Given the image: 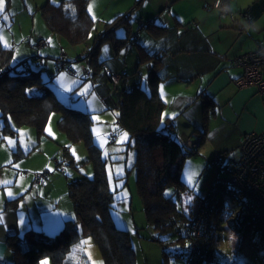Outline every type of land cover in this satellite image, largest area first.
I'll return each mask as SVG.
<instances>
[{
    "label": "trees",
    "instance_id": "trees-1",
    "mask_svg": "<svg viewBox=\"0 0 264 264\" xmlns=\"http://www.w3.org/2000/svg\"><path fill=\"white\" fill-rule=\"evenodd\" d=\"M88 4L89 0H61L57 3L47 1L42 5V12L53 33L72 45L85 44L77 56V59L84 58L88 62L86 69L89 74L83 73V78L91 80L107 108L118 110V122L133 138L132 145L136 149V182L148 225L158 234L175 230L179 235L176 241H167V244L160 236H154L163 246L162 264H173L172 254L183 257L184 264H219L215 256L217 241L214 238H217V222L225 212L237 213L234 225L238 232H241L246 224L249 227L258 225L261 245L264 246V222L245 211L243 204L232 193L233 185L228 180L230 176L215 178L222 179L216 184L220 186V191L214 200L207 204L216 189V186L210 184L198 211H187L185 206L180 207L178 203L182 193L191 190L182 178L185 159L189 154L197 152L199 144L188 147L174 134V123L168 116L164 118L166 101L161 95L160 83L170 77L169 68L180 66L175 57L174 62L171 55L176 56L199 47L197 40L193 38L197 34L186 30L179 31L176 26L165 24L158 18L139 19L153 40L149 44H143L139 33L133 32L131 28V16L135 10L132 9L115 14L105 22L104 29L96 32L88 43L87 40L95 28V20ZM174 36L177 37L174 44H169L168 40ZM107 42L113 45L115 53L130 44L137 48L138 66L146 64L149 68L145 85L139 82L131 84L129 75L132 73L116 72L108 67L109 58L103 55V46ZM13 53V47L4 45L0 39V109L3 112L4 132L13 133L18 130V125L30 124L42 133L51 112L59 111V128L67 134L70 142L85 141L90 152L87 160L93 161L95 171L93 175L83 174L69 180L68 193L76 218L67 216L60 230L47 233L41 229L28 228L22 234L14 232L8 235L7 244L12 251V262L9 264H39L45 254L50 255L52 264H80L72 260L71 253L86 235H91L96 240L104 264H135V252L129 230L118 225L112 213L115 196L108 187L104 159L93 138L91 112L79 105L68 104L60 98L55 88L43 77L44 65L40 61V64L37 63L38 67L31 65L29 61L25 67H19L12 64ZM37 57L33 56L34 59ZM69 64L67 63L65 68L73 70ZM106 67L112 72L122 73L118 84L115 85ZM137 71L138 68L135 72ZM178 77L180 76L177 75ZM201 127V124L197 126ZM68 151L69 148L66 147L64 153L71 155L67 158L73 161V155ZM220 155L223 163L217 159L216 163L226 170L231 167L232 162L233 165L240 162L231 160L225 163L224 154ZM64 161L62 157L59 163ZM224 183L228 185L223 186ZM169 186H174L175 191L167 195L165 189ZM225 197H228L229 202L223 200ZM203 206L208 213L210 230L205 242L206 247L201 245L203 240L197 245L199 251L195 253L203 252L198 256L193 253V241L198 240L194 225ZM200 229L199 239L203 237L205 228L201 225ZM177 241L180 243L177 244ZM82 256L85 262L90 264L85 253Z\"/></svg>",
    "mask_w": 264,
    "mask_h": 264
},
{
    "label": "rangeland",
    "instance_id": "rangeland-1",
    "mask_svg": "<svg viewBox=\"0 0 264 264\" xmlns=\"http://www.w3.org/2000/svg\"><path fill=\"white\" fill-rule=\"evenodd\" d=\"M47 1L57 3L61 0H3L2 6H0V36L4 45L13 47V65L25 67L26 62L29 61L31 65L38 67V59H34L32 56H46L45 53H38V50L31 45L30 39L32 42H36L42 34L47 40L53 39V32L48 27L42 12V5ZM133 2L134 0H89L88 6L89 9L91 7L90 12L95 20V28L87 42L90 43L95 33L104 29L106 21L114 17L117 12L127 10ZM135 16L137 15H132L133 23H137ZM108 43L104 44L103 51ZM65 44L64 50L71 54L70 60L77 65L78 76L81 77L79 79L82 83L76 88L69 89L71 87L65 88L60 84L61 88H59L55 82V89L66 103L79 105L92 114L93 138L100 147L108 178V187L115 196L112 213L117 224L129 230L135 252V264H162L163 246L160 241L154 239V236H160L167 244V241H176L179 235L175 230H167L158 234L152 226L148 225L143 200L136 182L134 166L136 149L132 145L133 138L118 122L116 116L118 110L107 108L91 81L83 79L81 68L83 64L88 65V62L75 61V58L79 50L82 52L85 44L74 46L67 41ZM123 47L125 52L128 46ZM44 60H49L52 64L54 62L53 57H46ZM228 67L237 69L232 65ZM138 69L140 70V67ZM142 69H146L144 80L146 82L149 69L144 64H142ZM42 73L53 87L51 74L57 73L55 62L48 68L43 66ZM204 76L190 83L178 81L160 85L163 99L166 101L164 118L166 119L170 114L175 120L176 125L172 128L174 134H177L184 144L189 135L193 142L199 143L197 152L186 157L182 170V178L191 190H188L189 193L183 192L181 199L178 200L180 207L185 206L187 211L192 209L194 212L198 211L202 197L208 193L211 182L216 177L230 176L229 169L221 168V165L216 163L217 153L224 154L225 163L231 160L239 161L241 138L244 137L241 126L236 121L226 118L222 112L223 106H225L223 103L224 88L211 82V76ZM61 78L63 77L59 79ZM61 80L63 83H67L64 78ZM203 88L213 94L214 99L211 100L210 96L204 94L199 96L200 101L196 103L195 96ZM185 96L192 98V103L187 105L189 102H186ZM178 105L183 111L186 109L194 111L203 107L205 110L198 118L202 127L196 129L185 114L177 115ZM60 115L59 111H52L45 131L42 133H39L34 125L22 124L19 125L17 133L5 134L4 139L0 138V156L4 155L5 149H9L10 144H14L18 151V157L11 165L20 169L22 175L25 176L35 177L36 172L48 176L49 179L46 178L49 180V184L46 185L49 190L48 195L54 196V202H56L52 206L56 204V209L60 213L76 218L68 193V182L83 174L93 175L95 167L92 160H87L90 152L85 141L78 140L72 143L67 134L59 128ZM184 129H188L189 132L184 131L186 132L184 133ZM182 132L186 135L185 137ZM66 147L69 148L68 153H72L73 161L67 158L71 155L67 156L64 153ZM62 157L65 161L59 163ZM234 166L232 162L230 168ZM226 185L228 184H223V186ZM165 190L166 194L170 195L175 191V187L169 186ZM38 197L31 200L32 208L35 204L47 201L46 191L40 193ZM223 200L229 202L228 197ZM236 214L225 212L217 222V238H214L217 241L216 259L220 262L219 264H264V246L261 245L259 226L249 227L246 224L244 229L238 232L234 225ZM240 217L242 220L244 219L243 216ZM166 238L170 240H166ZM80 240L73 248L72 260L75 263L87 264L82 256L85 253L90 264H104L102 252L93 236L86 235ZM179 243L177 241V244ZM51 261L50 255L45 254L39 264H44V262L52 264ZM171 261L173 264H184L183 257L175 254H172Z\"/></svg>",
    "mask_w": 264,
    "mask_h": 264
},
{
    "label": "crops",
    "instance_id": "crops-1",
    "mask_svg": "<svg viewBox=\"0 0 264 264\" xmlns=\"http://www.w3.org/2000/svg\"><path fill=\"white\" fill-rule=\"evenodd\" d=\"M137 1L134 0L132 5L122 12L135 9L132 15H137L135 16L137 23H133L134 16H131V28L133 32L139 33V39L143 44H149L153 40L148 35V29L142 25L139 19L158 18L165 24L176 26L179 31L186 30L191 31L194 35L197 34L193 38L197 40L199 47L197 46L176 56L171 55L174 62L176 58V62H179L180 66L169 68L170 77L161 83L168 84L178 81L190 83L197 78L205 77L204 75L211 76L210 81L225 90L223 95L225 106H223L222 112L226 118L236 121L241 126L244 137L250 131H263L264 92L260 91L254 83L245 86L237 84V79L244 74L245 69L243 66L236 65L234 59L256 47L264 46V0H230L232 14L225 18L221 16L218 9L212 6L214 0ZM244 11H247L248 16L242 15ZM53 35L52 40H47L42 34V36L37 38L36 42H32V39H30V43L38 50V53H45L46 56L36 55L38 56V61L45 67L48 68L55 62L57 73L51 74L53 88H55L54 85L56 83L59 88H61L60 85L65 88L71 87L69 89L76 88L82 83L79 79L81 77L78 76L77 65L70 60L71 54L64 50L66 40L56 33H53ZM42 38L45 40L44 45L40 46L38 44L37 46L38 41ZM175 39H177L176 36L171 37V43L169 40L168 43L174 44ZM127 46L128 49L125 52L122 49L124 47H122L118 53H115L113 45L111 43L107 44L103 55L109 58L107 61L108 67L116 72L127 71L132 73V75H129L131 84L139 82L145 85L147 83V80L144 82L146 69H142V64H139V66L137 64V48L133 44ZM62 53L67 54V60L65 65L59 67L56 59ZM77 56L75 61H86L84 58L77 59ZM46 57H53V64L49 60H44ZM67 63H70L69 65L73 67V70L65 68ZM144 65L148 68L146 64ZM229 65L236 66L237 69L229 68ZM86 67L85 64L82 65V76ZM138 67H140V70L138 69L135 72ZM177 75L180 77L177 78ZM60 77H63L67 83H63V80H61L63 78L59 79ZM83 79L86 80L85 78ZM160 92L163 97L161 88ZM204 94L210 96L211 100L214 99L213 94L203 88L195 96L197 99L196 103L200 101L199 96ZM185 98H187L186 102H189L187 105L192 103V98L186 96ZM177 108L179 110L176 114H185L188 121L198 129L197 126H200L198 118L205 109L202 107L201 109H195L196 111L194 110V112L190 111V109L183 111L179 105ZM2 115L3 112L0 109V138L4 139L5 134H15L18 130L13 133H5ZM167 116L175 126L176 123L172 116L170 114ZM18 127L19 125L17 129ZM188 129H184L183 132H189ZM187 137H190V135ZM244 137L241 138V142H243ZM15 147L14 144H10L9 149H5L4 155L0 156V264L12 262V251L7 244L9 234L14 232L22 234L28 228L41 229L47 233H53L59 230L67 217L66 214H62L56 209V204L52 206L56 202H54V196L48 195L49 190L46 188V185L49 184L48 176H42L40 183L35 184L34 180L41 173L36 172L35 177L25 176L22 175L20 169L11 165L18 157V151ZM219 153L222 154V152ZM43 191H46L47 201L35 204L32 208L31 200L39 198L38 196Z\"/></svg>",
    "mask_w": 264,
    "mask_h": 264
},
{
    "label": "built area",
    "instance_id": "built-area-1",
    "mask_svg": "<svg viewBox=\"0 0 264 264\" xmlns=\"http://www.w3.org/2000/svg\"><path fill=\"white\" fill-rule=\"evenodd\" d=\"M212 6L220 11L223 18L232 14L230 7V0H214ZM242 15L248 16L247 13L242 12ZM45 40L42 38L38 41L40 46L44 45ZM67 54L62 53L56 59L59 67L66 64ZM234 63L239 66H243L245 69L244 74L237 79V84L240 86H245L254 83L258 86L259 90L264 92V46L256 47L244 54H241L234 59ZM108 74L110 75L113 82L116 84L122 78V73L112 72L106 67ZM84 73L89 74V71L84 68ZM186 146L193 147L198 145L196 141H192L189 137H186ZM220 153L217 154V160L223 163L220 158ZM230 178L229 182L233 185L232 193L237 197V200L243 204L245 211H248L258 220L264 222V130L263 131H250L246 134L241 145V158L240 162L234 167L230 168ZM43 175L39 174L35 179V184L39 183ZM222 180V179H221ZM220 179H215L211 182L212 186L221 181ZM214 194L209 199L211 203L216 194L220 191V186L215 187ZM195 231L196 238L198 240L193 241L195 246V252H198V246L201 245L205 248L207 242L206 238L209 234L210 222L208 218V213L206 209L200 210L195 219ZM201 225L204 226V234L201 239H199ZM203 253V252H202ZM200 254H196L200 256Z\"/></svg>",
    "mask_w": 264,
    "mask_h": 264
},
{
    "label": "snow or ice",
    "instance_id": "snow-or-ice-1",
    "mask_svg": "<svg viewBox=\"0 0 264 264\" xmlns=\"http://www.w3.org/2000/svg\"><path fill=\"white\" fill-rule=\"evenodd\" d=\"M2 3H3V0H0V6H2ZM89 10L91 11V7ZM0 39H2V38H0ZM125 136H126V134H125ZM9 142L12 143V141H9ZM44 264H46V262H44Z\"/></svg>",
    "mask_w": 264,
    "mask_h": 264
}]
</instances>
